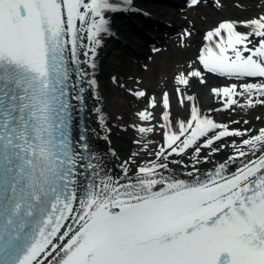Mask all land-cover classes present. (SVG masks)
Masks as SVG:
<instances>
[{
    "label": "snow or ice",
    "instance_id": "1",
    "mask_svg": "<svg viewBox=\"0 0 264 264\" xmlns=\"http://www.w3.org/2000/svg\"><path fill=\"white\" fill-rule=\"evenodd\" d=\"M205 2L186 0L193 10ZM129 11L134 0H0V264H264V126L210 115L264 107V11L207 30L174 73L172 97L150 95L140 77L135 87L113 77L147 105L132 125L138 150L125 159L110 150L118 163L109 166L87 134L74 136V119L87 91L101 100L94 76L110 14ZM213 77L229 83L212 87ZM194 84L223 108L202 111Z\"/></svg>",
    "mask_w": 264,
    "mask_h": 264
},
{
    "label": "bare ground",
    "instance_id": "2",
    "mask_svg": "<svg viewBox=\"0 0 264 264\" xmlns=\"http://www.w3.org/2000/svg\"><path fill=\"white\" fill-rule=\"evenodd\" d=\"M237 3L243 4L244 7L238 8L236 6ZM261 11H264V8L258 0H223L222 8H216L213 4V0H206L202 7H199L186 16L187 20L185 19L186 17H173L160 10H149L151 14H158L162 18H173V20H176L175 22L177 24L182 25V30L187 26L188 21H191L195 27L189 47L181 48L179 42L169 47L167 53L161 55L153 62L150 71H147V73L141 69H133L130 75L123 74L121 66L124 58L123 55L114 43L108 44L107 40H104V47L100 49L97 56L98 71L94 76L99 85L98 91L101 96L99 102L95 99V92L91 91L94 101V113L96 114L94 119L95 127L92 132L96 140V150H94L97 155L104 157L109 166H112L118 163V161L111 157L110 150H115L121 159L127 158L131 152L138 150V145L133 143V141L139 139V135L132 125L140 122L137 116L132 112L134 107L131 106L132 102L127 99L129 94L125 91L122 92L123 88L113 83V77H116L120 84H128V82H132L130 78L140 77L143 79L146 88H152L153 85L156 92L153 91L150 95H155L157 99H159L162 92L168 90L170 97H172L173 81L171 82V79L174 73L183 70L187 63L198 55L201 49L202 34L205 29L212 28L215 22L227 17L245 19L247 14L251 15L252 13V16H256ZM110 22L112 23V35L117 33L121 34L126 31V26L123 21L112 22V20H110ZM174 35L177 36V34ZM209 83L212 87H222L229 82L222 78L213 77ZM133 85L134 84H132V86ZM133 87H135V85ZM191 93L196 94L197 102L204 112H208L209 109L223 108V104L220 100L211 95L208 86L194 84L191 88L190 94ZM172 103L175 110L176 100L174 97L172 98ZM97 107L101 108L103 114L106 116L107 130L99 123L98 114L95 111ZM153 111L154 114L157 115L160 109L158 107ZM210 115L217 122L221 123L241 120V124L239 125L232 124L231 127L233 128L245 129L251 127L253 129H258L264 126V120L258 121L255 119L258 115L264 117V107L262 106L247 111L239 109L235 112L231 110L213 111ZM244 119H248L249 124H243L242 121ZM105 135L108 136V141L103 139ZM152 139L157 141L158 137L155 135ZM232 139L238 140L239 138H229V140ZM229 152H231L230 148L225 149L219 153L217 157H214V159L222 160ZM172 167L177 166L173 165ZM202 167L211 168L212 165L208 164ZM118 171L119 169L115 168L113 174Z\"/></svg>",
    "mask_w": 264,
    "mask_h": 264
},
{
    "label": "rangeland",
    "instance_id": "3",
    "mask_svg": "<svg viewBox=\"0 0 264 264\" xmlns=\"http://www.w3.org/2000/svg\"><path fill=\"white\" fill-rule=\"evenodd\" d=\"M155 74V73H154ZM152 91H154V87H153V85H152V88H150ZM131 102H132V104H133V106H136V108L137 107H139V106H143L144 105V103L143 102H141V101H136L133 97H131Z\"/></svg>",
    "mask_w": 264,
    "mask_h": 264
}]
</instances>
